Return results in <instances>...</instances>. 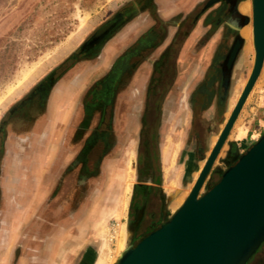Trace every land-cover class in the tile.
Here are the masks:
<instances>
[{"label": "crops", "instance_id": "1", "mask_svg": "<svg viewBox=\"0 0 264 264\" xmlns=\"http://www.w3.org/2000/svg\"><path fill=\"white\" fill-rule=\"evenodd\" d=\"M152 1L158 15L166 19L178 15L184 7L197 5L190 14L182 12L180 19L182 21L188 16L180 29L181 47L177 57V71L182 78L191 80L202 71L203 65L207 64L213 50L224 38L226 47L230 46V35H224L227 25L223 21V14L216 12L217 6L206 11L210 7L205 5L207 0ZM246 5V0H239L236 8L241 24L244 16L249 17V10H242ZM217 19L220 21L216 24ZM248 26L249 24L239 27L238 35L243 39V45L232 80L248 57L245 53L248 54L250 50L247 45L250 38H246L244 34ZM136 27L124 29L120 35L110 40L98 61L84 65L75 73H65L51 90L44 108L33 111V117L29 121H15L9 125L10 132L5 137L0 154V264H89V259L97 253V237L91 231H95L100 223L103 211L101 196L106 185L102 176L106 175L110 166L109 159L104 160V168L99 169L98 178L94 176L96 178L86 181L91 166L87 167L89 171L81 172L84 180L81 184L84 186L78 187L80 181L77 179L75 182V179L82 168L81 161H85L86 156L80 155L84 139L75 136L79 120L73 118L81 112L80 108L76 109V103L87 81L108 64L119 47L129 42ZM185 31L186 37L183 35ZM258 86L264 87V67L230 131L228 143L235 142L233 132L236 122L250 108ZM165 123L164 120L160 127H164ZM128 130L130 134L126 145L132 142L135 149L137 123L132 121ZM85 136L84 134L83 138ZM134 136L136 140L133 139ZM144 136L148 145L153 142L150 128ZM247 137L248 131L239 133L236 138L243 142ZM209 147L208 153L213 145ZM155 150L151 144L143 151L144 166L140 169L145 178H141L138 183L154 189L160 186L159 182L155 184L147 178L154 174L156 176L159 171L155 162L157 157L160 162H164L163 152L160 154V150ZM92 152H89L88 157L91 162L94 158L91 156ZM206 158L200 161L198 172ZM60 175L63 180L59 189L55 188V182ZM160 221L159 216L152 224L159 225Z\"/></svg>", "mask_w": 264, "mask_h": 264}, {"label": "flooded vegetation", "instance_id": "2", "mask_svg": "<svg viewBox=\"0 0 264 264\" xmlns=\"http://www.w3.org/2000/svg\"><path fill=\"white\" fill-rule=\"evenodd\" d=\"M209 1L207 0L205 5ZM238 2L239 0H219L206 9L207 11L217 6L216 12L223 14V21H226L227 25L224 35H230L231 44L226 47L224 38L213 50L207 64L203 65V70L198 72L193 79L188 80L182 78L177 71V57L181 47L180 29L186 23L188 16L182 21L180 19L182 12L190 14L197 8V5L191 8L184 7L178 15L166 19L158 15L152 0H129L124 8L116 11L110 19L83 41L77 51L68 59L71 65L64 72L57 77L53 71L47 74L2 114L0 118V154L5 137L10 132L9 125H12L11 123L29 121L33 117V111L44 108L51 90L65 73L71 71L75 73L84 65L98 61L101 59L105 45L110 40L120 35L124 29L137 26L129 42L125 46L119 47L110 57L108 64L87 81L84 90L77 99L76 109L80 108L81 112L73 118L79 120L75 136L84 139L80 155L86 157L85 161H81L82 168L75 182L78 179L80 183L76 184L82 188L84 185L82 186L81 181L84 180L80 175L81 172L89 171L87 167L91 166L89 171L91 176L86 177V181L96 178L99 169L104 166V160L110 159L125 148L129 140V125L132 121L138 125L137 158H143V151L146 150L147 144L144 134L148 132L149 128H155V131L158 132L157 129L164 123L165 117H175L176 111L181 107L186 109L189 118L185 133V140H189L191 143L189 159L190 161H202L209 154L207 152L209 143L213 138L215 141L217 140L223 128L222 125L224 126L228 118L226 117L228 95L234 68L240 54L233 64L227 88L224 87V76L229 51L241 24V20L236 15ZM113 20L114 24L110 31L93 44L91 39L94 33ZM219 21L217 19L216 24ZM183 35L186 37L187 31ZM84 134L86 138H83ZM215 141L211 145H214ZM227 141L228 137L224 145ZM229 144L230 148L227 151L225 163L231 166L241 153L234 143L230 142ZM91 151H93L91 156L95 158L92 162L88 160ZM99 164H101L100 167ZM215 172L221 176L222 172L219 173L218 170ZM93 173L94 175H92ZM62 180L60 175L56 179L55 188L59 187L60 189ZM135 194L134 188L132 203ZM159 199L161 198L159 197ZM143 209L144 207L135 208L134 215L136 216L138 210L143 211ZM160 212L161 209L159 216ZM154 214L155 212L149 214L150 223L154 222ZM135 220L137 231H139L144 222V215ZM262 245L247 264L254 260Z\"/></svg>", "mask_w": 264, "mask_h": 264}, {"label": "rangeland", "instance_id": "3", "mask_svg": "<svg viewBox=\"0 0 264 264\" xmlns=\"http://www.w3.org/2000/svg\"><path fill=\"white\" fill-rule=\"evenodd\" d=\"M246 1L249 6L248 16L251 19L252 0ZM128 2L129 0H0V118L40 79L52 71L56 77L64 72L71 65L68 59L83 41ZM81 19H84L83 24ZM246 32L250 33L245 36L250 38L247 41L250 50L248 54L245 53L248 57L245 56L244 66L232 80L226 117L235 105L254 62L251 23ZM249 107L236 122L233 132L235 142H231L241 154L264 132V87L256 88ZM175 114L173 118L166 116V125L159 127L156 132L158 136L154 142L155 151L158 149L160 154L163 152L164 160L160 162V158L155 159L160 186L152 194L151 201L145 204L143 211L138 210L136 216L131 209V203L134 188L138 185V169L142 161L137 158V143L135 142L134 149L133 143L130 142L125 145V150L122 149L109 159L110 166L106 175L102 176L106 184L101 196L103 211L100 223L95 231H91L97 237V253L89 259V264H112L129 245H135L149 233L146 225L151 212H155L154 218L158 219L161 209L162 222L172 215L188 195L199 173L200 162L190 161L188 155L191 147L190 141L185 140L188 112L181 107ZM154 129L151 128L152 131ZM247 131L248 137L243 142L236 138L239 133ZM133 139L136 140V137ZM214 141L213 138L209 144ZM229 143L226 142L217 157L201 193L219 180L220 174L216 173V170L221 173L229 166L225 163ZM209 148L208 145L207 150ZM128 183L129 193L126 192ZM109 210L110 213H107ZM143 215L144 222L137 231L135 219ZM122 229L124 242L121 251L118 249V236ZM250 264H264V245Z\"/></svg>", "mask_w": 264, "mask_h": 264}, {"label": "water", "instance_id": "4", "mask_svg": "<svg viewBox=\"0 0 264 264\" xmlns=\"http://www.w3.org/2000/svg\"><path fill=\"white\" fill-rule=\"evenodd\" d=\"M219 0H210L207 7ZM254 62L247 81L183 203L115 264H247L264 244V132L228 166L219 181L201 193L205 181L264 67V0H252ZM114 24L107 22L92 36L96 43ZM237 34L224 76L227 88L233 64L242 48Z\"/></svg>", "mask_w": 264, "mask_h": 264}, {"label": "trees", "instance_id": "5", "mask_svg": "<svg viewBox=\"0 0 264 264\" xmlns=\"http://www.w3.org/2000/svg\"><path fill=\"white\" fill-rule=\"evenodd\" d=\"M157 136L158 135H156L155 129L153 131L151 130V139L153 141L151 144L154 147L153 149H155V145H154L155 143L154 142H155V139H157ZM151 144H149V145L151 146ZM149 145L146 144V146H149ZM140 159H142V158H140ZM150 164L152 165V162ZM143 166L144 165L142 164V161H141L139 169L140 168H143ZM141 170L142 169H140L139 172H138V174H139L138 183L141 182V177L143 176ZM157 174H156V176H155V174L152 175V177H148L147 176L148 177L147 179H150V180H152V182H154L155 184H157L159 182V179H158V175ZM156 191H157L156 188L154 189V188L147 187V186H143V185H139V184L136 185L135 186V193H136L135 195L136 196H135V198L133 200V203L131 204L132 205L131 206V209L134 210V208H137V209L143 208L146 203H148V202L151 201L150 199L153 196L152 194L155 193ZM147 223L148 224L146 225V230L148 229L150 231H153V230H155L159 226L157 224L156 225L155 224H152L154 222H151L150 223V219H148Z\"/></svg>", "mask_w": 264, "mask_h": 264}, {"label": "bare ground", "instance_id": "6", "mask_svg": "<svg viewBox=\"0 0 264 264\" xmlns=\"http://www.w3.org/2000/svg\"><path fill=\"white\" fill-rule=\"evenodd\" d=\"M242 10L244 11V12H247V10H248V8H247V6H244L243 8H242ZM84 23V19H81V24H83ZM246 36H249L250 34H249V32H245L244 33ZM19 84H21V82L19 83ZM133 146V145H132ZM131 156H133V148H131ZM126 192L127 193H129L130 192V183H128L127 184V187H126ZM127 195V194H126ZM126 207V203H124V208ZM124 228V227H123ZM124 229H122L121 230V232H120V235L118 236L119 238H118V249L119 250H121L122 251V248H123V242H124ZM116 259V258H115ZM114 263H116V260H114L113 262H112V264H114Z\"/></svg>", "mask_w": 264, "mask_h": 264}]
</instances>
